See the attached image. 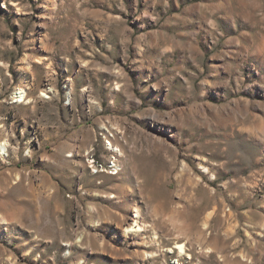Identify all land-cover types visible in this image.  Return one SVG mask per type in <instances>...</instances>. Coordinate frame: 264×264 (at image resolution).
I'll list each match as a JSON object with an SVG mask.
<instances>
[{
	"label": "rangeland",
	"instance_id": "1",
	"mask_svg": "<svg viewBox=\"0 0 264 264\" xmlns=\"http://www.w3.org/2000/svg\"><path fill=\"white\" fill-rule=\"evenodd\" d=\"M156 2L0 0V264H264V0Z\"/></svg>",
	"mask_w": 264,
	"mask_h": 264
},
{
	"label": "crops",
	"instance_id": "2",
	"mask_svg": "<svg viewBox=\"0 0 264 264\" xmlns=\"http://www.w3.org/2000/svg\"><path fill=\"white\" fill-rule=\"evenodd\" d=\"M155 2H156V0H155ZM160 3H161L160 4L161 5L160 8L163 11L168 9V12L170 13L172 10L175 11V12L178 11V10H181V8H182L181 5H183V0H160ZM154 5H159V2L157 1L156 3H154ZM194 6L195 5H192V6H190V8H193ZM187 11L188 10L186 9V11H181L180 13L181 14H185L187 16L188 15ZM165 15L166 14H164L163 16H165ZM185 18H187V17H185ZM187 19H185V20H187Z\"/></svg>",
	"mask_w": 264,
	"mask_h": 264
},
{
	"label": "bare ground",
	"instance_id": "3",
	"mask_svg": "<svg viewBox=\"0 0 264 264\" xmlns=\"http://www.w3.org/2000/svg\"><path fill=\"white\" fill-rule=\"evenodd\" d=\"M19 96H21L20 102L23 101L24 94L22 92H20ZM0 149H1L0 155H2V153L4 154V153L8 152V145H7L6 141H4L3 143H0ZM130 228H131V232H136V231H139V229H140L139 226L137 225V222H135L134 225L130 226ZM178 249H179L180 253L184 252V249L181 245L178 246Z\"/></svg>",
	"mask_w": 264,
	"mask_h": 264
},
{
	"label": "built area",
	"instance_id": "4",
	"mask_svg": "<svg viewBox=\"0 0 264 264\" xmlns=\"http://www.w3.org/2000/svg\"><path fill=\"white\" fill-rule=\"evenodd\" d=\"M111 170H113V172L116 173V164H114V162H111V167H110Z\"/></svg>",
	"mask_w": 264,
	"mask_h": 264
}]
</instances>
